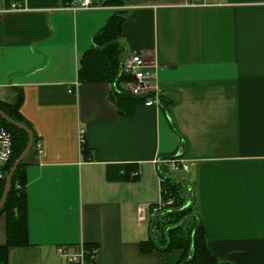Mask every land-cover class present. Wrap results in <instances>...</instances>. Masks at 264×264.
Here are the masks:
<instances>
[{
    "label": "crops",
    "instance_id": "1",
    "mask_svg": "<svg viewBox=\"0 0 264 264\" xmlns=\"http://www.w3.org/2000/svg\"><path fill=\"white\" fill-rule=\"evenodd\" d=\"M99 1L101 9L73 13L64 0H22L23 10L0 0V100L22 97L43 148L25 159L27 245L9 248V264H184L181 250L143 253L154 227L137 220L139 204L162 196L156 161L182 147L211 252L264 264V0ZM119 9L125 55L144 57L158 99L130 116L113 103L112 84L78 75ZM114 165L141 174L111 180ZM7 240L2 215L0 246ZM62 246L94 249L69 262Z\"/></svg>",
    "mask_w": 264,
    "mask_h": 264
},
{
    "label": "trees",
    "instance_id": "2",
    "mask_svg": "<svg viewBox=\"0 0 264 264\" xmlns=\"http://www.w3.org/2000/svg\"><path fill=\"white\" fill-rule=\"evenodd\" d=\"M20 1L22 0H7L9 6L13 2ZM72 1L64 0V3ZM113 3L123 5L120 0H113ZM126 14V10L119 9L109 16L104 26L95 34L93 46L83 54L78 71L81 83L106 82L112 84V101L122 116L132 115L138 103L145 102L154 96L153 94L135 96L125 87V83L133 79L124 74L122 70L125 48L121 38L124 36L122 25ZM21 102L22 97L13 103L0 100V109L14 120L24 123L32 129L31 124L20 112ZM2 127L12 133L13 154L5 166V177L0 180V201L4 193L7 175L29 140L28 134L24 130L13 126L0 116V128ZM33 134L34 145L31 151L35 150L39 143V137L34 132ZM83 152H88L85 144H83ZM176 155L177 153H174L165 157ZM25 166L24 160L13 176L8 198L0 210V216L6 215L8 224L7 244L0 246V264H9V248L11 246L27 245ZM137 170L132 165H114L109 168L108 176L111 180H135L139 178V175L132 176V173ZM164 177L161 185L162 198L164 200L173 198L174 209L150 222L154 227V235L141 242V251L150 253L155 250L162 252L181 250V262L184 264H230L217 259L209 249L204 225L193 210V200L187 187L172 175L165 174ZM86 248L88 256L94 248L92 246H86Z\"/></svg>",
    "mask_w": 264,
    "mask_h": 264
},
{
    "label": "built area",
    "instance_id": "3",
    "mask_svg": "<svg viewBox=\"0 0 264 264\" xmlns=\"http://www.w3.org/2000/svg\"><path fill=\"white\" fill-rule=\"evenodd\" d=\"M202 0H193L190 3L192 6L199 5ZM103 8L102 3L99 0H73L70 3H66L62 10L71 11L77 13L79 11H91ZM10 9L23 10L24 4L14 2L11 4ZM146 61L144 57L138 51L128 52L123 60L122 70L124 74L131 76L133 79L126 84V89L135 96H147L149 94H155V88L152 87L154 80V74L145 70ZM156 97V95H154ZM157 101V98H148L146 105H153ZM81 138L84 141V134L81 133ZM38 153L43 152L42 144L38 143L36 146ZM13 154V136L12 133L5 127L0 128V180L5 177V166L10 161ZM160 170V183L164 181V175H171L178 172H187L189 165L185 160L176 155L174 157H163L156 161ZM162 169L164 170L163 173ZM165 172V173H164ZM141 171L137 170L132 173V176H138ZM174 199L169 198L164 200L161 198L157 202H148L145 204H139L137 207V220L140 223H149L152 220L158 218L166 212L174 209ZM61 253L67 258L69 262L84 261L87 255L85 249L77 248L73 254L68 253L67 246L60 248Z\"/></svg>",
    "mask_w": 264,
    "mask_h": 264
},
{
    "label": "water",
    "instance_id": "4",
    "mask_svg": "<svg viewBox=\"0 0 264 264\" xmlns=\"http://www.w3.org/2000/svg\"><path fill=\"white\" fill-rule=\"evenodd\" d=\"M0 116L3 119H5L8 123L12 124L13 126L24 130L28 134V139H29L26 148L23 150V152L16 159V161L14 162L10 172L7 175L4 193H3V196H2L1 201H0V210H1L6 203L9 192L11 190L12 180H13V176H14L15 172L17 171L19 165L22 162H24V160L27 158V156L29 155V153L31 152V150L33 148L34 134H33V130L29 126H27L24 123H21V122L14 120L7 113H5L2 109H0ZM183 152H184V148L182 147L179 150V152L177 153V155L181 156L183 154Z\"/></svg>",
    "mask_w": 264,
    "mask_h": 264
},
{
    "label": "rangeland",
    "instance_id": "5",
    "mask_svg": "<svg viewBox=\"0 0 264 264\" xmlns=\"http://www.w3.org/2000/svg\"><path fill=\"white\" fill-rule=\"evenodd\" d=\"M129 82V81H128ZM128 82H126L125 83V87H126V84L128 83ZM189 173H183V174H181V172H178L177 174H174L175 176H177V180L179 181V182H181L185 187H186V184H187V181H186V177H187V175H188ZM190 175V174H189Z\"/></svg>",
    "mask_w": 264,
    "mask_h": 264
}]
</instances>
